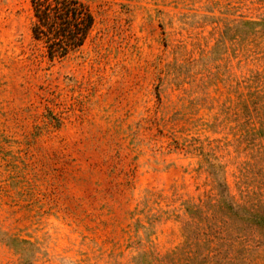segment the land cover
Masks as SVG:
<instances>
[{"label":"rangeland","instance_id":"rangeland-1","mask_svg":"<svg viewBox=\"0 0 264 264\" xmlns=\"http://www.w3.org/2000/svg\"><path fill=\"white\" fill-rule=\"evenodd\" d=\"M75 1L0 0V264H264V0Z\"/></svg>","mask_w":264,"mask_h":264},{"label":"trees","instance_id":"trees-1","mask_svg":"<svg viewBox=\"0 0 264 264\" xmlns=\"http://www.w3.org/2000/svg\"><path fill=\"white\" fill-rule=\"evenodd\" d=\"M32 9L35 17L33 35L43 39L49 45L47 53L64 55L69 49L82 45L88 29L92 25V16L89 12H82L83 6L75 0H32ZM86 21L73 22L77 18ZM64 37L66 46L53 44L55 39Z\"/></svg>","mask_w":264,"mask_h":264}]
</instances>
